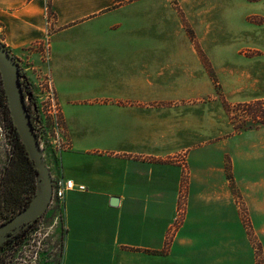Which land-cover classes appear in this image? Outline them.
<instances>
[{
	"label": "crops",
	"instance_id": "obj_1",
	"mask_svg": "<svg viewBox=\"0 0 264 264\" xmlns=\"http://www.w3.org/2000/svg\"><path fill=\"white\" fill-rule=\"evenodd\" d=\"M141 1L0 0L1 43L34 66L40 55L28 49L54 15L51 71L71 144L54 171L85 187L66 195L61 264H257L255 243L264 264V127L236 131L229 114L264 101V4L149 6L178 30L185 15L204 23L226 5L258 18V30L226 41L252 52H219L207 37L170 49L140 35ZM202 5L205 12H185ZM183 185L184 222L170 233ZM249 185L257 186L246 201L252 231L236 202Z\"/></svg>",
	"mask_w": 264,
	"mask_h": 264
},
{
	"label": "rangeland",
	"instance_id": "obj_2",
	"mask_svg": "<svg viewBox=\"0 0 264 264\" xmlns=\"http://www.w3.org/2000/svg\"><path fill=\"white\" fill-rule=\"evenodd\" d=\"M141 1V0H140ZM158 0H142L139 2L137 6L138 12L140 14L137 27L140 35L146 34L153 36L155 39L156 45H167L170 49L173 48V45L177 43H186L196 42V39H200L202 37H207L208 43L213 40L216 44L218 43V47L216 48L219 52H226L230 50H241V52L250 51L253 49L250 47L252 44L246 42H238L235 43L234 47H226L227 40L230 37L238 36L241 32L248 28L259 29L262 27L260 23H258V18L245 20L240 14L243 11L233 10L232 7H228L227 5L224 8L219 10H215L212 12L210 19L204 23L200 19L190 20L185 15V23L186 29L178 30L176 24L171 21H165L155 11L151 10L152 3L157 2ZM210 2V0H208ZM216 0H212L214 2ZM228 1V0H227ZM241 0H229V3L232 2H240ZM250 6L257 4H264V0H249ZM175 3V2H174ZM177 3V2H176ZM193 6V5H192ZM194 9H185V12L188 14L191 11L196 13L205 12L202 9H205L204 5L202 6H194ZM177 9V8H176ZM193 35V39H191L190 35ZM1 34H0V43H1ZM159 41V43H158ZM2 44V43H1ZM3 45V44H2ZM201 49H205V46H200ZM174 49V48H173ZM214 49V47H213ZM248 53V52H247ZM17 59V58H15ZM213 61L215 65L213 67H218V63L221 58L207 59ZM233 62L237 64L239 62L238 59H234ZM220 64V63H219ZM263 105L257 107L250 104H240L234 105L229 108V114L234 119L235 129L236 131H241L245 129H257L258 127H264L259 118L264 119V101ZM249 105H252L248 108ZM259 117V118H258ZM257 119V120H256ZM260 121V122H259ZM258 144V142H256ZM11 151V134L9 128L7 126L5 116L0 107V179L4 169L7 165V157ZM253 155V154H252ZM262 155V153L260 154ZM264 155V153H263ZM236 157V155L234 156ZM237 161V157H236ZM4 185L1 184L0 180V196L2 195ZM241 189L236 190V196L241 197L239 199L236 198V202L240 208V213L242 215L244 224L247 228L252 231V223L250 219V210L246 204L248 196L252 195V192H255L257 186H240ZM244 197H243V196ZM41 226L51 227L52 232L57 236V264H61L63 253H64V233L65 227L63 222V217L59 215L56 210L48 209L47 213L38 223ZM256 242V241H255ZM258 249V261L259 264L263 263L261 256L259 255V245L255 243V249Z\"/></svg>",
	"mask_w": 264,
	"mask_h": 264
},
{
	"label": "built area",
	"instance_id": "obj_3",
	"mask_svg": "<svg viewBox=\"0 0 264 264\" xmlns=\"http://www.w3.org/2000/svg\"><path fill=\"white\" fill-rule=\"evenodd\" d=\"M47 16V27L44 36L39 42L28 49V51L39 53L41 65L34 66L28 59L17 58L16 60L24 77L23 81H27V87L31 89V93L28 94L30 97L26 102H32L33 104L31 109L33 111L32 115L36 119L35 131L40 139L43 150L47 151L51 159L55 161L70 149L71 144L66 134L61 106L51 71L54 15L48 11ZM175 161L183 169L184 181L187 180L189 175L186 156L179 155L175 158ZM72 191H85V187H78L74 181L65 179L62 175L54 178V196L51 208L57 209L61 217L64 215L66 195ZM184 200L185 186L183 185L170 233L179 228L184 222ZM257 251L258 249L256 248ZM257 264H259V261Z\"/></svg>",
	"mask_w": 264,
	"mask_h": 264
},
{
	"label": "water",
	"instance_id": "obj_4",
	"mask_svg": "<svg viewBox=\"0 0 264 264\" xmlns=\"http://www.w3.org/2000/svg\"><path fill=\"white\" fill-rule=\"evenodd\" d=\"M0 74L8 100L13 124L37 170V190L32 201L20 210L14 217L0 226V245L11 233L15 234L23 228L35 223L43 217L54 196V178L58 177L54 171V161L47 151H44L40 139L33 127L25 98L21 80L20 66L10 51L0 43ZM56 210L57 209H53ZM58 212V211H57Z\"/></svg>",
	"mask_w": 264,
	"mask_h": 264
},
{
	"label": "trees",
	"instance_id": "obj_5",
	"mask_svg": "<svg viewBox=\"0 0 264 264\" xmlns=\"http://www.w3.org/2000/svg\"><path fill=\"white\" fill-rule=\"evenodd\" d=\"M27 84V81L24 82L23 79L21 80L25 98L31 93V89L27 87ZM26 105L35 129L36 119L32 115L33 111L31 109L33 104L32 102H26ZM252 105L259 107L263 105V102L258 101ZM252 105H249L248 108ZM0 107L11 134V151L7 157V165L0 179L1 184L4 185L2 195L0 196V221H2L11 218L18 211L30 204L37 190V170L35 169L34 163L31 161L17 129L13 124L1 74ZM259 120L264 126V119L259 118Z\"/></svg>",
	"mask_w": 264,
	"mask_h": 264
},
{
	"label": "flooded vegetation",
	"instance_id": "obj_6",
	"mask_svg": "<svg viewBox=\"0 0 264 264\" xmlns=\"http://www.w3.org/2000/svg\"><path fill=\"white\" fill-rule=\"evenodd\" d=\"M43 217L9 235L0 245V264H57V236L51 227L38 224ZM11 218L0 221V226Z\"/></svg>",
	"mask_w": 264,
	"mask_h": 264
}]
</instances>
